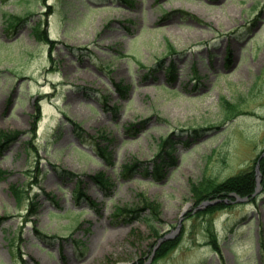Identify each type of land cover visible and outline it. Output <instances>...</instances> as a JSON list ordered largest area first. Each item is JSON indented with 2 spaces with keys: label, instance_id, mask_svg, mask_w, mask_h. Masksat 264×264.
Wrapping results in <instances>:
<instances>
[{
  "label": "rangeland",
  "instance_id": "rangeland-1",
  "mask_svg": "<svg viewBox=\"0 0 264 264\" xmlns=\"http://www.w3.org/2000/svg\"><path fill=\"white\" fill-rule=\"evenodd\" d=\"M7 14L27 18L14 28ZM36 23L54 47L36 39ZM2 132L20 135L0 152V264H221L210 233L224 264H264L262 190L185 218L192 181H223L264 152V0H0ZM168 138L175 163L167 157L156 179ZM100 172L106 189L91 179ZM11 184L38 204L32 217ZM141 193L161 205V235L183 218L180 244L162 260L151 257L148 211L115 214Z\"/></svg>",
  "mask_w": 264,
  "mask_h": 264
},
{
  "label": "trees",
  "instance_id": "trees-1",
  "mask_svg": "<svg viewBox=\"0 0 264 264\" xmlns=\"http://www.w3.org/2000/svg\"><path fill=\"white\" fill-rule=\"evenodd\" d=\"M36 36L40 40L44 39V41H49L48 35L45 30L36 29ZM173 73H174V67L172 65L168 69V74L172 76ZM118 86L119 85H117V87ZM222 103L228 115H235L237 113L236 106L234 104H231L225 98H222ZM34 132H35V126L32 128V133ZM195 132H197V130H195ZM17 135H18V132H11V133L2 132L0 134V145L8 144V142H11L13 139H15ZM170 140L171 139L163 140L161 142L162 150L165 147L170 145L169 144ZM3 145L0 146L1 149L3 148ZM102 154L107 159V161L110 163L111 160L105 155V152H102ZM167 155L168 157L171 156V152H168ZM171 159L173 160V158ZM163 163H165V158L164 156L159 155L158 158L155 160V176L158 178H160L163 175L162 174ZM136 166H138L137 163L131 164L130 166L126 165L123 171L127 173H131L136 168ZM260 172H261V180H262L261 186L264 189V159H262L260 163ZM93 178L103 188H107V186L109 185V182L104 175L100 174ZM256 189H257V178H256L255 168H251L248 171L240 173L236 176H232L223 182H218L215 178L204 177L199 182L191 184V190L193 194L192 198L196 205H199L200 203L205 202V201H211V200H215L218 198L225 199L229 197L231 194H235L240 197L251 198L253 194L256 192ZM10 191L20 203L23 199V195L25 194V190H22L20 187L16 185H11ZM137 196H138V201L133 207L117 209L118 213H120L119 215H123V214L131 215L132 214L133 217H137L139 214L141 213L146 214V212L148 211V215H152V217H147L146 221L149 224V227L152 231L153 236L160 238V235L157 233V230H156L157 224L161 223L160 205L155 201L149 200L143 193L138 194ZM226 207H227L226 204L219 203L216 206L207 207L200 214L211 215V214L216 213L217 211L225 209ZM36 212L37 210H35V205L32 202L31 203V214H34ZM211 240H212V245L214 247V250L220 255V258L223 261L220 246L218 245V243L213 237L211 238ZM179 242H180V238L178 237L175 240L163 243L157 249L155 259L160 260V259L167 257L169 253L172 250H174L175 247H177Z\"/></svg>",
  "mask_w": 264,
  "mask_h": 264
},
{
  "label": "water",
  "instance_id": "water-1",
  "mask_svg": "<svg viewBox=\"0 0 264 264\" xmlns=\"http://www.w3.org/2000/svg\"><path fill=\"white\" fill-rule=\"evenodd\" d=\"M258 167H257V171H258ZM241 200V199H240ZM173 235H174V233H172V234H169V235H167L166 237H164V238H162L159 242H160V244L162 243V242H164V241H166V240H169V239H171L172 237H173Z\"/></svg>",
  "mask_w": 264,
  "mask_h": 264
}]
</instances>
